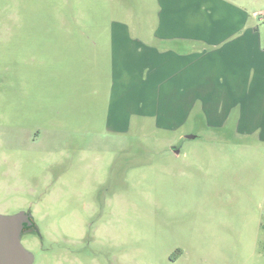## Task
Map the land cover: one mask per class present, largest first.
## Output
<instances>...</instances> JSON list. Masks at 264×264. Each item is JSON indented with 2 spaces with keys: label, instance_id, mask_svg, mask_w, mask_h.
Segmentation results:
<instances>
[{
  "label": "rangeland",
  "instance_id": "rangeland-1",
  "mask_svg": "<svg viewBox=\"0 0 264 264\" xmlns=\"http://www.w3.org/2000/svg\"><path fill=\"white\" fill-rule=\"evenodd\" d=\"M142 1L0 0V214L32 216V264H264V144L110 127L107 39L80 35Z\"/></svg>",
  "mask_w": 264,
  "mask_h": 264
},
{
  "label": "crops",
  "instance_id": "crops-1",
  "mask_svg": "<svg viewBox=\"0 0 264 264\" xmlns=\"http://www.w3.org/2000/svg\"><path fill=\"white\" fill-rule=\"evenodd\" d=\"M130 8L108 33L80 35L96 54L107 39L110 127L152 123L174 133L176 153L184 140L264 144L262 2L143 0L134 20Z\"/></svg>",
  "mask_w": 264,
  "mask_h": 264
},
{
  "label": "water",
  "instance_id": "water-1",
  "mask_svg": "<svg viewBox=\"0 0 264 264\" xmlns=\"http://www.w3.org/2000/svg\"><path fill=\"white\" fill-rule=\"evenodd\" d=\"M30 213L0 214V264H32L33 254L21 242L23 227L32 224Z\"/></svg>",
  "mask_w": 264,
  "mask_h": 264
},
{
  "label": "flooded vegetation",
  "instance_id": "flooded-vegetation-1",
  "mask_svg": "<svg viewBox=\"0 0 264 264\" xmlns=\"http://www.w3.org/2000/svg\"><path fill=\"white\" fill-rule=\"evenodd\" d=\"M30 219L32 220V224L29 225V226H26V225H25V226L23 227L22 233H23L27 228H33V229H36V226H35V223H34V221H33L32 216H30ZM22 233H21V236H22Z\"/></svg>",
  "mask_w": 264,
  "mask_h": 264
}]
</instances>
